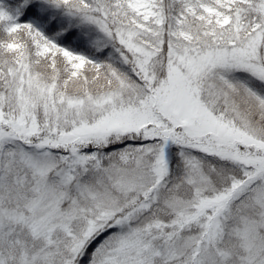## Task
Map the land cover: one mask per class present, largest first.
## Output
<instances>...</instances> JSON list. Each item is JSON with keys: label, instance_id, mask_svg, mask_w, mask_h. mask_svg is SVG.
Here are the masks:
<instances>
[{"label": "snow or ice", "instance_id": "1", "mask_svg": "<svg viewBox=\"0 0 264 264\" xmlns=\"http://www.w3.org/2000/svg\"><path fill=\"white\" fill-rule=\"evenodd\" d=\"M0 264H264V0H0Z\"/></svg>", "mask_w": 264, "mask_h": 264}]
</instances>
